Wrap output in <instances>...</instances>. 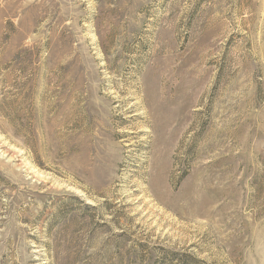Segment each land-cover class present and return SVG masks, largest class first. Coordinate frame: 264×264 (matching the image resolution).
I'll list each match as a JSON object with an SVG mask.
<instances>
[{
  "label": "rangeland",
  "instance_id": "374dc122",
  "mask_svg": "<svg viewBox=\"0 0 264 264\" xmlns=\"http://www.w3.org/2000/svg\"><path fill=\"white\" fill-rule=\"evenodd\" d=\"M264 264V0H0V264Z\"/></svg>",
  "mask_w": 264,
  "mask_h": 264
},
{
  "label": "trees",
  "instance_id": "16d2710c",
  "mask_svg": "<svg viewBox=\"0 0 264 264\" xmlns=\"http://www.w3.org/2000/svg\"><path fill=\"white\" fill-rule=\"evenodd\" d=\"M180 264H199L194 258L186 256L180 260Z\"/></svg>",
  "mask_w": 264,
  "mask_h": 264
}]
</instances>
